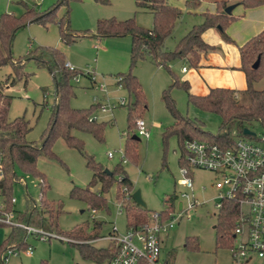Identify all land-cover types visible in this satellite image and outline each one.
<instances>
[{
  "label": "rangeland",
  "instance_id": "1",
  "mask_svg": "<svg viewBox=\"0 0 264 264\" xmlns=\"http://www.w3.org/2000/svg\"><path fill=\"white\" fill-rule=\"evenodd\" d=\"M58 1L60 0H0V16L8 13L20 17L27 8L40 13L50 9ZM214 1L202 0L190 9L185 5V0H168L181 9L182 15L176 21L171 34L165 38L164 48L173 49L192 25L202 22V12L215 11ZM237 1L225 0V4L228 7ZM239 8L235 7L232 14L236 15L234 13ZM48 17L44 23L27 20L16 31L12 42L13 59L25 57L39 47L60 50L65 61L83 73L79 75L78 82L73 79L70 81L72 95L68 99L69 106L85 109L96 104L92 115L106 124L101 141L88 132L72 131L83 142L84 153L67 146L61 137H57L51 146L55 158L39 154L35 168L43 173L48 185L44 199L52 203L55 210H60L55 219L57 230L53 231L54 237L28 235L26 242L31 245L32 253L25 255L23 250L19 251V255L9 256L7 264H95L84 260L78 247L69 242L70 240L57 237L68 238L64 233L75 227H83L86 232H90L94 229L95 222H99L100 228L96 232L100 236L89 242L97 247H108L111 243L100 238L111 233L113 225L119 234L125 232L126 219L124 212L118 213L119 203L128 201L132 204V193L135 190H139L145 209L149 212L164 211L166 199L174 195L179 198L182 192L192 193L196 200L204 201L176 220L167 233L160 234V258L163 261L167 260L168 264H231L230 248L226 245L219 246L216 242L214 226L217 218L213 200L215 189L212 186L216 175L208 170H193L190 174L193 180L192 191L178 183L181 178V146L176 134H166L174 120L162 98V91L169 88V96L180 113L195 118L204 131L216 134L220 116L188 104L186 92L182 88L169 87L172 81L169 72L165 68L157 67L146 57L137 61L132 73L138 78L145 96L146 107L141 111L139 119L145 122L148 136L138 135L133 127L128 130L127 108L133 97L124 87L118 86L117 80L119 74L129 71L131 39L128 35L99 37L96 33L97 21L109 18H133L138 26L151 28L152 14L146 9L137 8L134 0H108L106 4L95 0H66L58 5L54 15ZM66 18L67 31L73 38L70 43L61 39L59 22H64ZM229 25L225 27V31ZM174 62L170 64V70L179 78L183 77L181 64ZM23 71L26 76L13 85H5L6 77L12 73V66L7 63L0 67V84L4 93L11 96L9 119L23 116L30 128L26 139L39 144L52 114L55 84L50 71L46 67L37 66L32 59L25 62ZM87 71L89 75L85 74ZM101 83L106 86L105 92L98 89ZM254 86L257 89L264 87V79L256 82ZM239 95L240 101L247 102L246 94ZM122 98L125 99L124 105L119 104ZM102 104H106V111H101ZM134 135L137 138L128 142L127 138ZM244 137L254 139L249 135ZM126 142L130 155H125L126 161L123 163L121 156ZM108 152L113 156L109 157ZM87 156H92L94 161L110 171L119 164L131 181V188L117 187V183H113L103 194L106 207L96 209L93 214L84 201L70 196V190L74 186L86 187L92 178V170L86 165ZM16 173L23 179L21 183H13L12 189V196L16 199L14 209L16 215H20L26 208L28 196L39 207L40 188L37 178L32 174L23 172L18 167ZM118 177L119 174L115 173L116 180ZM117 188L120 192L119 201L116 199ZM9 230L8 226H0V244ZM188 237L196 238V245L187 244ZM260 263L262 264L255 259L251 264Z\"/></svg>",
  "mask_w": 264,
  "mask_h": 264
},
{
  "label": "trees",
  "instance_id": "2",
  "mask_svg": "<svg viewBox=\"0 0 264 264\" xmlns=\"http://www.w3.org/2000/svg\"><path fill=\"white\" fill-rule=\"evenodd\" d=\"M48 10L40 13L34 9L27 8L25 13L16 17L12 14L3 13L0 16V67L10 63L12 73H10L4 84L13 85L18 79L27 74L23 71L25 62L29 59L35 61L37 66L46 67L52 74L55 84V98L52 106V114L47 128L41 135L39 144L26 139L29 131L28 121L23 116L9 119L8 110L11 96L4 93L0 84V156L3 169V178L0 181L2 194L6 197L8 206L14 207L9 200L12 197L13 183L23 182L22 176H17L16 167L21 171L30 173L38 180L40 188L39 207L37 202L31 197L26 198V208L23 213L16 215L18 221L27 223L47 232L57 230L55 219L59 209L55 210L52 203L44 199L45 191L48 187L46 179L40 171L35 168V162L39 154L48 158H55L51 146L57 137H61L64 143L69 147L83 151V142L72 134L73 130H79L90 133L96 140L103 139L105 122L98 121L92 113L96 104L89 108L76 109L71 108L68 99L72 95V86L70 81L76 76L83 74L76 68L70 70L66 67L64 54L52 47H39L35 51L29 52L25 57L13 59L12 42L16 31L25 25L27 20L44 23L49 17L55 14V10L61 2ZM98 3L106 4L108 0H95ZM137 8L148 10L153 17V26L143 28L138 26L133 18L125 20H116L115 18L101 19L97 21L96 33L99 37L107 36H129L131 39L130 49V67L126 73L119 74L117 83L124 87L133 100L127 108V129L136 128V122L140 118L141 111L146 107L145 96L138 78L132 73L133 67L137 61L146 57L150 58L156 66L165 68L171 76L172 87H180L186 92L187 103L198 109L212 112L220 116L218 132L213 134L204 131L199 126V121L188 116L182 115L176 108L174 100L169 96V88L162 91V98L166 107L171 113L174 123L170 126L166 134H176L179 137L180 146L185 139L197 138L221 145H231L236 137L245 136L244 129L253 132H264V87L257 89L254 83L264 77V29L254 36L250 37L239 46L240 65L239 69L245 75L246 87L237 91L224 87H212L206 94L196 95L190 92L189 82L181 80L172 70L170 63L175 60H181L187 67L197 68L200 65L201 58L209 51L215 49L202 38V33L215 27L226 39L230 40L225 33V27L238 16L225 12L227 5L225 0H215V11L202 12V22L194 24L177 41L173 49L164 48V40L168 37L176 23L182 15V11L176 5L168 0H134ZM200 3L199 0H185L187 8H194ZM236 4L244 8L264 5V0H238ZM48 17V18H47ZM61 39L65 43L73 41L71 34L67 31L68 20L59 22ZM258 60L256 67L253 63ZM87 75V74H86ZM239 94H246L247 102L240 101ZM127 134V133H126ZM254 137V135H249ZM134 135L129 140H135ZM126 140V141H127ZM130 148L126 142L123 151V158L130 155ZM86 165L92 170V178L86 187L74 186L70 190V196L84 201L88 208L96 210L106 207V193L113 183L118 186L131 188V181L118 164L113 171L106 172L104 168L92 156H87ZM181 165L184 163L181 160ZM115 173L119 174L118 179ZM22 179V180H21ZM120 198L119 188L116 190V199ZM177 196H170L166 199V209L162 212L171 211ZM119 201V200H118ZM126 219V229L130 227H139L149 221V211L135 202L129 204L128 201L120 202ZM233 204V203H231ZM229 206V203H226ZM234 206V204H233ZM165 214V213H164ZM235 218V211L228 208L221 211L217 217L216 242L217 245L232 246V225ZM0 226H7L0 224ZM9 232L0 244V264H3V257L7 249L16 248L24 250L28 244L26 242L25 230L15 226H8ZM100 228V223L95 222L94 229L86 232L83 227H75L69 232L64 233L69 242L75 244L81 257L95 264H103L113 259L118 247L115 243L108 247H97L89 242L100 236L96 232ZM99 231V230H98ZM58 232V231H57ZM62 233V232H61ZM187 244L196 245V238L188 237ZM18 247V248H17ZM137 264H145L144 260H139Z\"/></svg>",
  "mask_w": 264,
  "mask_h": 264
},
{
  "label": "built area",
  "instance_id": "3",
  "mask_svg": "<svg viewBox=\"0 0 264 264\" xmlns=\"http://www.w3.org/2000/svg\"><path fill=\"white\" fill-rule=\"evenodd\" d=\"M65 65L70 70L75 69L68 62ZM185 69L182 67V70ZM85 74L89 75L88 71ZM73 80L78 82L79 75H76ZM98 89L105 92L106 86L101 83L98 85ZM119 104L124 105L125 99H120ZM106 110V104H102L101 111ZM136 131L140 136H148L143 119L137 120ZM108 156L112 157L113 154L108 152ZM180 158L184 162L180 165L181 178L178 179L180 185L192 191L191 172L195 169L211 171L216 175V180L212 184L215 189L213 200L216 218L221 211L228 207L235 211L231 232V264H251L255 259L264 264V132H255L254 139L244 136L236 137L231 145L188 138L182 143ZM121 160L123 163L126 161L123 158V152ZM2 178L3 169L0 161V181ZM9 202L14 205L15 197L12 196ZM203 203L204 201L196 200L192 193L182 192L180 197L176 198L173 210L150 212L149 221L144 225L127 228L120 234L113 225L112 232L103 236L102 239L115 243L118 252L113 259L105 264H137L139 260H144L145 264H168L160 258V234L167 233L175 225L176 220ZM226 203H229V206ZM119 206L118 213H122L123 209L120 203ZM95 211L92 209L91 213L93 214ZM0 224L24 229L26 238L32 234H36L37 237H54L53 232H47L18 221L15 217L14 207L8 206L1 187ZM57 238L70 240L65 237ZM19 251L22 250L7 249L3 257V264H7L10 255H19ZM23 251L25 255H30L32 253L31 245L28 244Z\"/></svg>",
  "mask_w": 264,
  "mask_h": 264
},
{
  "label": "crops",
  "instance_id": "4",
  "mask_svg": "<svg viewBox=\"0 0 264 264\" xmlns=\"http://www.w3.org/2000/svg\"><path fill=\"white\" fill-rule=\"evenodd\" d=\"M233 5L231 13L235 7L240 8L234 13L238 18L230 23L225 31L230 40H226L215 27L209 28L202 33V38L210 45H214L215 49L201 58L197 68L187 67L181 60L173 61L181 64L180 71L183 77L180 79L189 82L190 92L193 94H206L212 87H224L237 91L246 87L245 75L239 69V46L264 29V5L250 8H244L236 3ZM182 67L186 69L182 70ZM263 79L264 77L260 80ZM102 241L109 242L105 239ZM164 262L168 263L167 260Z\"/></svg>",
  "mask_w": 264,
  "mask_h": 264
},
{
  "label": "water",
  "instance_id": "5",
  "mask_svg": "<svg viewBox=\"0 0 264 264\" xmlns=\"http://www.w3.org/2000/svg\"><path fill=\"white\" fill-rule=\"evenodd\" d=\"M233 6H234V5H230V6L226 7V8H225V12H226V13H229V12L231 11V9L233 8ZM257 64H258V60H256V61L253 63L252 66H253V67H256ZM244 134H246V135H254L255 132L250 131L249 129H244ZM104 171L109 172L108 169H104ZM109 173H110V172H109ZM132 198H133V200H134V202H135L136 204H138V205H140V206H142V207H145V203H144V201H143L142 198H141V195H140L139 190H135V191L132 193ZM179 205H180V204H179Z\"/></svg>",
  "mask_w": 264,
  "mask_h": 264
}]
</instances>
